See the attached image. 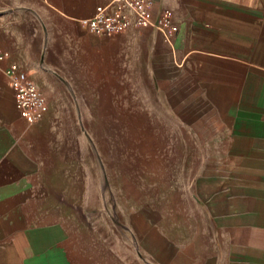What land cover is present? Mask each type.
I'll return each instance as SVG.
<instances>
[{"label": "crops", "instance_id": "obj_1", "mask_svg": "<svg viewBox=\"0 0 264 264\" xmlns=\"http://www.w3.org/2000/svg\"><path fill=\"white\" fill-rule=\"evenodd\" d=\"M110 1L0 0V264H264V0H156L170 37L84 30ZM12 63L46 99L39 122L16 108ZM95 100H160L192 139L183 235L154 211L152 245L142 217L140 250L114 253L111 219L91 220L111 212L81 126Z\"/></svg>", "mask_w": 264, "mask_h": 264}, {"label": "rangeland", "instance_id": "obj_2", "mask_svg": "<svg viewBox=\"0 0 264 264\" xmlns=\"http://www.w3.org/2000/svg\"><path fill=\"white\" fill-rule=\"evenodd\" d=\"M95 102L94 114L81 126L93 134L91 159L95 157L98 188L111 212H101L102 203L91 220L100 227L111 219L114 253L127 252L125 243L130 251L140 250L136 227L142 217L145 240L152 245L154 211L160 213L162 227L183 235L190 205L184 194L194 171L188 166L196 155L192 139L170 119L160 100ZM82 115L89 116L83 109Z\"/></svg>", "mask_w": 264, "mask_h": 264}, {"label": "built area", "instance_id": "obj_3", "mask_svg": "<svg viewBox=\"0 0 264 264\" xmlns=\"http://www.w3.org/2000/svg\"><path fill=\"white\" fill-rule=\"evenodd\" d=\"M155 2L156 0H111L99 5L92 17L82 19L79 23L84 30L95 36H114L132 27H152L170 37L179 28L173 23L168 9L154 15ZM7 57L8 54L0 53V60ZM6 73L15 92L16 108L21 116L29 123L41 121L46 113L47 102L29 74L16 63H12Z\"/></svg>", "mask_w": 264, "mask_h": 264}]
</instances>
